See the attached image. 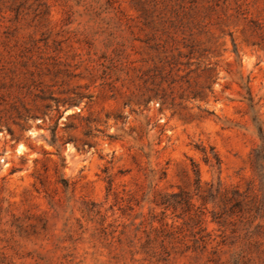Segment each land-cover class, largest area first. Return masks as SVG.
I'll return each mask as SVG.
<instances>
[{
	"label": "rangeland",
	"instance_id": "1",
	"mask_svg": "<svg viewBox=\"0 0 264 264\" xmlns=\"http://www.w3.org/2000/svg\"><path fill=\"white\" fill-rule=\"evenodd\" d=\"M0 264H264V0H0Z\"/></svg>",
	"mask_w": 264,
	"mask_h": 264
},
{
	"label": "trees",
	"instance_id": "2",
	"mask_svg": "<svg viewBox=\"0 0 264 264\" xmlns=\"http://www.w3.org/2000/svg\"><path fill=\"white\" fill-rule=\"evenodd\" d=\"M257 158L260 159V157H257ZM213 159L215 160L214 163L212 162V160L209 157H206V162H212V164H211L212 166L217 165L218 166V170L220 172L221 160H220L219 155L217 153H215L214 156H213ZM194 171L196 173V182L195 183L197 185V190L199 191L200 188H201V185H200V171H199V168L197 167V165H195ZM216 190H219V188H217ZM212 191H213V188H212ZM185 194H186V192L184 190H181L180 192L173 193V196L177 198V197H182ZM203 200L205 201V197H203ZM164 203H168V205H172L173 207H177L179 204H182L181 201H175L174 203H169V201H166V200H164ZM185 205H186L187 209H189L190 206L192 205L191 201H190V197H189V199H187ZM203 214H204L203 209L202 208L198 209V213L196 215V220H195V221H197V223H199V224L202 223L203 219L201 217H202Z\"/></svg>",
	"mask_w": 264,
	"mask_h": 264
}]
</instances>
